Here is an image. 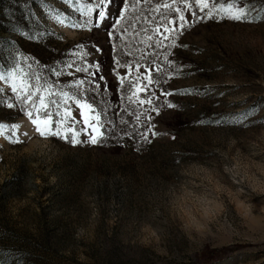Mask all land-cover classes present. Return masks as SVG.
Masks as SVG:
<instances>
[{"label": "rangeland", "instance_id": "obj_1", "mask_svg": "<svg viewBox=\"0 0 264 264\" xmlns=\"http://www.w3.org/2000/svg\"><path fill=\"white\" fill-rule=\"evenodd\" d=\"M164 2L114 0L104 21L94 11L92 24L74 29L88 20L76 4L0 0V72L19 65L32 85L39 75L69 94L83 79L104 133L96 145L87 129L79 145L42 138L0 81V123L19 125L22 141L0 137V264H264V22L201 21L185 10L181 46L170 48L175 32H152L175 18L153 12ZM81 49L82 59L73 55ZM136 64L145 75L153 69L155 82L139 95L159 116L127 99ZM153 124L161 135L148 132Z\"/></svg>", "mask_w": 264, "mask_h": 264}, {"label": "snow or ice", "instance_id": "obj_2", "mask_svg": "<svg viewBox=\"0 0 264 264\" xmlns=\"http://www.w3.org/2000/svg\"><path fill=\"white\" fill-rule=\"evenodd\" d=\"M65 5L76 4L75 11L83 14L88 18L86 24L81 23H70L68 26L74 29H82L88 27V25L93 23L92 16L95 11L96 14V23L97 25L104 21L106 14L104 11V5L113 3L114 0H97V3L93 5L92 3L80 4L79 0H62ZM139 2V0H137ZM250 5V6H246ZM98 9V10H97ZM174 16L173 19H168V23L164 24L163 22L158 23L156 27L152 29L154 33H176V36H172V43L168 45L170 48L178 47L181 45L176 44V37L183 34L185 28L186 15L185 10H187L193 18H198L203 21L205 19H228L236 22L242 23H257L264 22V0H259V7L256 6V3H253V0H171V2H164L157 4L153 9V12L160 15H164V11ZM253 11L257 12V16L251 17ZM125 12H127V6H125ZM111 14L110 12L108 13ZM57 23L63 25L65 23V17H62L60 14H56L53 17ZM167 19V17H165ZM162 30V31H161ZM165 40L169 39V36H163ZM148 41H152V35L147 36ZM156 47H161L162 44L160 41H155ZM151 46V45H150ZM81 52H73L74 56H78L81 59L83 58ZM143 55V53H141ZM127 55H132L131 52H128ZM119 64V61H117ZM165 65L171 66V62L168 59V55L164 56ZM31 67V66H29ZM68 68H72L73 64H68ZM142 65L136 64L135 69L137 75L129 80V87L132 89L127 99L129 103H139V104H148L152 105V99H142L139 93L144 92L148 93V88L155 81L152 78V67L149 66L146 71L147 74L140 73V68ZM127 68L129 72L132 71L133 65L128 64ZM54 74L59 77L61 72L53 69ZM88 71L87 68L76 67L75 72ZM155 71L158 73H166V68H162L160 64H155ZM179 71V69H177ZM20 74L21 78L19 83H17V74ZM71 75V73L69 74ZM90 75H95V73H90ZM36 84L32 85L26 78H24V69L20 68L19 65L13 67L11 71L5 75L3 72H0V81L10 82L11 93L15 96V100L20 102L23 105L28 106L24 111L25 115L29 118L31 123L35 126L36 132L42 138H51L58 137L60 139L66 140L73 145H79L83 143L80 139V135L85 130H88V139L87 142L96 145L102 142L104 133L101 131L102 128V116L101 111H97V108L94 107L93 103L89 102V97L85 95V81L83 79L77 80L71 87L75 89L72 94L69 92L60 90L54 91L53 85L48 84L46 87L40 83L41 77L39 75L35 76ZM125 77H120V82L123 84ZM146 82V83H145ZM99 87V85H96ZM3 90L0 89V92ZM165 96H171V92H163ZM181 95H188L189 92L180 93ZM56 96L59 97V101L56 99H48L49 97ZM37 97V99H34ZM69 101L75 105L77 114L82 119H77V116L73 115V109L68 106ZM2 102V101H0ZM167 107L172 109L176 105L172 103H167ZM54 106V110L50 108ZM63 107V111L60 109ZM7 108H13L12 103L7 104ZM151 111L155 112L157 116L160 115V108L156 105H152ZM59 117V120H54L53 117ZM248 113H244L243 116L247 117ZM137 121L140 119V115L136 116ZM151 120L152 118L149 117ZM219 123V122H217ZM76 125H82L77 129ZM156 125H152L148 132L151 133L153 137L161 135L155 131ZM19 129V125L13 124L11 128L7 124L0 123V137H4L9 140L11 143H22L19 137L15 136V132ZM11 133L12 135H7ZM166 135V133H164ZM27 135V133H24ZM143 139L151 143V140L148 138L147 133H140ZM175 139V137H172Z\"/></svg>", "mask_w": 264, "mask_h": 264}, {"label": "trees", "instance_id": "obj_3", "mask_svg": "<svg viewBox=\"0 0 264 264\" xmlns=\"http://www.w3.org/2000/svg\"><path fill=\"white\" fill-rule=\"evenodd\" d=\"M206 260H207L206 263H207V264H210V263L213 262L214 259H213V258H208V259H206Z\"/></svg>", "mask_w": 264, "mask_h": 264}]
</instances>
